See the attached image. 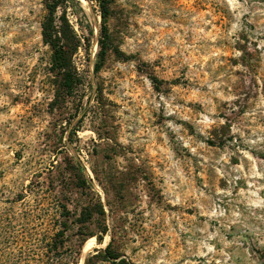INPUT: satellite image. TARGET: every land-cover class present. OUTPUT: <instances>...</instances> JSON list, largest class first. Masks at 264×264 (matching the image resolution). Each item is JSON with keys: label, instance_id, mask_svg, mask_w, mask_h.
Here are the masks:
<instances>
[{"label": "rangeland", "instance_id": "obj_1", "mask_svg": "<svg viewBox=\"0 0 264 264\" xmlns=\"http://www.w3.org/2000/svg\"><path fill=\"white\" fill-rule=\"evenodd\" d=\"M47 2L0 0V264H111L96 251L110 240L130 264H264V0H111L127 58L108 51L97 72V3L68 0L69 95L41 35ZM76 165L104 217L71 220L67 239L107 233L75 263L65 247L48 260L22 238L92 196L60 182Z\"/></svg>", "mask_w": 264, "mask_h": 264}, {"label": "trees", "instance_id": "obj_2", "mask_svg": "<svg viewBox=\"0 0 264 264\" xmlns=\"http://www.w3.org/2000/svg\"><path fill=\"white\" fill-rule=\"evenodd\" d=\"M67 1L68 0H48L47 14L41 23V35L43 41L48 44L51 49V68L56 71V73L61 74V87L64 92L69 95L72 94L80 84L76 67L72 62V56L80 46V40L77 38V35L69 24L65 8V4L67 3ZM95 1L99 8V16L101 19V27L97 39V61L95 62L93 67L94 72H97L101 68L103 59L108 51L114 52V54H116L120 58L127 57H125L123 53L117 48L112 47L110 42V33L106 23L108 17L111 14V0ZM58 10H60L59 15H57ZM60 182H63L64 184L69 185L74 189L80 190V194H83L85 190H89L92 196H90L87 201H84L82 205L76 207V210L74 212H71V210H69L67 205L64 203H62L61 205L57 204V206L61 208L60 211H58L59 209H57L55 212V216L61 218V221H59L58 224L59 228L55 229L56 227H54V231L51 232L50 235H44L40 237L36 234H30L29 237L23 236L22 240L26 242H36L34 247H46L45 250L48 260H54L55 256L60 253L61 248L65 247L73 260L72 262L75 263V257L79 253V249L84 242V238L89 236H96L97 241L100 243L102 240L101 236L107 233V229L105 226H103L100 230V233L87 234L84 235L85 237H83V239H77L74 242H70L68 241V236L66 235L68 223H73L74 221L80 224V226H87L90 221H92L96 217H101L102 219V217H104V210L98 198V195L94 191L92 180L78 165H76V169L73 173L63 174L60 177ZM32 186V182L28 183L27 185L28 188H32ZM69 192L70 193L68 194L71 195L72 192ZM64 193L66 194V191ZM24 194L25 191L18 193V200H20ZM0 238L8 239V237H5V235L2 234L1 231ZM15 239L16 237L12 236L10 240L13 241ZM17 239H19V237ZM110 246L111 240L102 251L100 249L96 251L97 253L104 252V254H106V258H108L111 264H130L129 261H126L124 258H120L118 255H107ZM75 247H77V249ZM48 264L60 263L53 262ZM84 264H87V261Z\"/></svg>", "mask_w": 264, "mask_h": 264}, {"label": "bare ground", "instance_id": "obj_3", "mask_svg": "<svg viewBox=\"0 0 264 264\" xmlns=\"http://www.w3.org/2000/svg\"><path fill=\"white\" fill-rule=\"evenodd\" d=\"M89 240H91V239H89ZM90 244H89V242L87 241L86 243H85V245H84V247H82L83 249H82V255H81V257L83 258L84 257V255L87 253V251L90 249Z\"/></svg>", "mask_w": 264, "mask_h": 264}]
</instances>
